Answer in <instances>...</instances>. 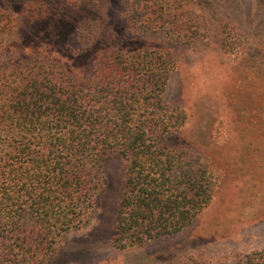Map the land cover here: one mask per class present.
Wrapping results in <instances>:
<instances>
[{"label":"trees","instance_id":"1","mask_svg":"<svg viewBox=\"0 0 264 264\" xmlns=\"http://www.w3.org/2000/svg\"><path fill=\"white\" fill-rule=\"evenodd\" d=\"M137 3L126 27L142 23L176 37L178 45L199 43L197 31L213 18L217 47L226 53L244 26L233 14L212 15L224 0ZM0 14V38L13 36L12 15ZM125 40L102 39L91 55L82 48L66 62L50 55L20 58L0 71L4 264H48L65 235L88 225L100 208L103 166L112 158L120 161L122 178L111 227L115 244L133 248L178 235L212 201L216 170L183 140L190 108L167 100L178 68L172 49ZM229 264H264V250Z\"/></svg>","mask_w":264,"mask_h":264},{"label":"rangeland","instance_id":"2","mask_svg":"<svg viewBox=\"0 0 264 264\" xmlns=\"http://www.w3.org/2000/svg\"><path fill=\"white\" fill-rule=\"evenodd\" d=\"M224 1L212 15L230 13L244 24L226 53L217 47L219 25L213 18L207 30L197 31L200 42L187 46L142 23L126 27L139 0H0V12L12 15L7 22L17 30L0 38V71L37 55L66 62L82 48L90 53L102 39L134 38L147 48L172 49L178 68L167 100L190 108L183 140L218 177L212 201L187 229L124 247L112 241L111 230L122 190L120 161L107 160L99 210L88 225L63 237L48 264H229L264 250V0ZM223 43L219 46L230 47Z\"/></svg>","mask_w":264,"mask_h":264}]
</instances>
